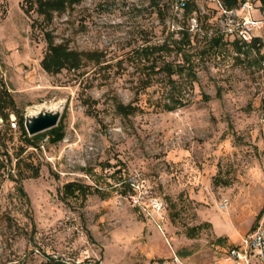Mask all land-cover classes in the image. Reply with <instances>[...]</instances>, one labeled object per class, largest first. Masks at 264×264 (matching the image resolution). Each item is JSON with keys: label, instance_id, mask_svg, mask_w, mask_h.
<instances>
[{"label": "rangeland", "instance_id": "obj_1", "mask_svg": "<svg viewBox=\"0 0 264 264\" xmlns=\"http://www.w3.org/2000/svg\"><path fill=\"white\" fill-rule=\"evenodd\" d=\"M0 1V89L14 101L0 120V264H227L264 211V21L242 51L218 0H197L191 14L177 0H81L45 26L101 57L49 72L44 29L31 25L47 18ZM250 1L264 19V1ZM183 28L190 43L179 42ZM156 44L164 48L148 58L143 47ZM186 59L192 83L179 75ZM117 101L136 109L122 113ZM43 104L60 106L64 137L46 129L34 146L21 116L25 124ZM73 180L85 192L63 195ZM133 183L143 201L165 203L161 226L129 201Z\"/></svg>", "mask_w": 264, "mask_h": 264}, {"label": "trees", "instance_id": "obj_2", "mask_svg": "<svg viewBox=\"0 0 264 264\" xmlns=\"http://www.w3.org/2000/svg\"><path fill=\"white\" fill-rule=\"evenodd\" d=\"M81 0H23V7L26 12H30L31 10H36L40 14L42 13L44 16V19L47 18L45 22L42 23L38 18L33 19L31 25L32 28H35L37 24H41L43 27L44 36L47 40V50L41 60V64L49 72H59L63 68H69V69H79V67L84 62V56H88L90 58L99 60L101 55L99 52L96 51H89L84 52L75 48L70 47L65 42H56L54 40V36L52 35V30L47 29L45 25L49 24V22L52 21L54 17V13H62L68 8H72L73 5L77 2H80ZM223 3L229 7H237L239 6L240 2L242 0H222ZM264 1V0H263ZM1 3V1H0ZM197 9V0H186L184 11L186 14H191L194 10ZM43 19V20H44ZM183 32V35L181 36L179 42L188 41L190 43L191 41V35L188 33V29L181 30ZM259 39L258 36H255L250 42L246 41H240L238 38H234L233 42L237 46L238 49H243V44H255L256 41ZM218 40V38H216ZM164 48V44H156V45H149L146 47H143L144 53L146 55L151 54L153 55L155 53V49H162ZM180 51H183L180 49ZM183 55H185L184 52H182ZM150 55H148V58ZM185 57V56H184ZM153 60H151V65L153 66L156 63L155 57L153 56ZM186 64H181L182 66L180 68V72L183 73V71H188V74H179L180 76H186L189 78V82L192 83L193 80L196 78V74L191 68V61L189 59L185 60ZM187 62H189L187 64ZM186 65V66H185ZM185 66V67H184ZM166 71L169 80L171 81L172 85L171 88L176 87L177 89L174 90V93L172 94V100L174 103L179 102L180 104H183V98H182V92L184 91L182 85H178V80L173 77L174 73H178L177 68L174 67L170 62H165L164 66H162ZM14 101L12 100L11 93L9 90L5 87L0 89V117L8 118L9 117V111L7 110V107H12ZM176 104L170 103L165 104L164 106L168 109H172L173 106ZM116 108L117 110L121 111L122 113H130L135 111L136 106L134 104L128 103L125 104L121 101L116 102ZM21 127L23 129V132L27 134V129L24 124V119L21 116ZM51 133L50 138L52 141H58L61 140L64 137V126L61 123V120L58 122L57 125L48 128V130ZM40 132L33 134L31 136H27L28 140L32 145L37 146L39 145L37 139ZM86 187H88L85 184H82L79 181H68L63 185V195H69L74 194L78 195L79 191L85 192ZM22 189V188H21ZM42 264H69L65 261H59L56 259H51V261L43 262Z\"/></svg>", "mask_w": 264, "mask_h": 264}, {"label": "built area", "instance_id": "obj_3", "mask_svg": "<svg viewBox=\"0 0 264 264\" xmlns=\"http://www.w3.org/2000/svg\"><path fill=\"white\" fill-rule=\"evenodd\" d=\"M185 3L186 0H177L176 6L184 9ZM217 7L224 17L226 26L224 30L226 33L238 38L240 41L250 42L256 35L254 28L264 21L263 18L254 16L255 7L250 0H243L239 6L233 8L227 7L222 0H218ZM0 120L3 121V117H0ZM133 185L135 186V192L130 193L128 196L129 201L140 206L145 213L153 216L156 221L158 218H163L166 208L163 200L158 196H150L148 200L143 201L139 184L133 183ZM157 222L159 223V221ZM225 258L227 264H264V211L255 228L245 238L244 243L230 247ZM76 264L98 263L96 261L82 262L78 260Z\"/></svg>", "mask_w": 264, "mask_h": 264}, {"label": "water", "instance_id": "obj_4", "mask_svg": "<svg viewBox=\"0 0 264 264\" xmlns=\"http://www.w3.org/2000/svg\"><path fill=\"white\" fill-rule=\"evenodd\" d=\"M45 108V109H44ZM44 113L29 114L25 121V126L29 135L36 134L58 124L60 119V106L56 111H51L48 107H43ZM36 114V115H35Z\"/></svg>", "mask_w": 264, "mask_h": 264}, {"label": "bare ground", "instance_id": "obj_5", "mask_svg": "<svg viewBox=\"0 0 264 264\" xmlns=\"http://www.w3.org/2000/svg\"><path fill=\"white\" fill-rule=\"evenodd\" d=\"M42 107H48L47 105H45V104H43V105H41ZM57 105H52V106H50V107H48V109H51V111H56L57 110ZM31 114H34V113H31Z\"/></svg>", "mask_w": 264, "mask_h": 264}]
</instances>
